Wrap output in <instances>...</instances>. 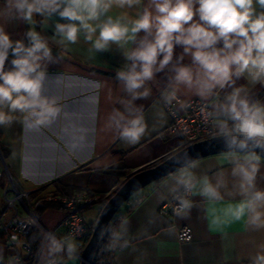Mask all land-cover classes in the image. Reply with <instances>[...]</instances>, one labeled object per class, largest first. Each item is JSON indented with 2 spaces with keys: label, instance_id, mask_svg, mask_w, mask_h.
Wrapping results in <instances>:
<instances>
[{
  "label": "crops",
  "instance_id": "0c3cea01",
  "mask_svg": "<svg viewBox=\"0 0 264 264\" xmlns=\"http://www.w3.org/2000/svg\"><path fill=\"white\" fill-rule=\"evenodd\" d=\"M254 7L257 13L264 11L259 5ZM137 11L136 7L120 9L114 6L108 15L113 19L125 14L135 18ZM106 18L102 16L97 23H103ZM56 22L67 21L54 15L47 20L35 17L29 24L12 19L0 5V25L13 40H24L27 45L25 34L30 28L49 39L54 59L47 63L48 78L43 94L56 98L62 109L50 125L29 127L19 122L20 114L17 113V122L0 127V143L8 151L5 163L26 189L50 187L52 190L56 189L53 183L58 182L65 187L81 188L88 194L91 191L108 194L128 173L153 166L185 146L182 135L167 133L170 117L165 110V96L175 87L169 81L173 73L170 68L158 73L154 81L146 84L151 89L149 97L129 106L131 98L124 92L116 73L126 63L124 50L135 45L113 43L107 51L97 53L84 41L83 35L76 44L60 45L55 42L58 39L54 32ZM143 35V32L139 33L137 41ZM182 52L181 46L175 47L173 63ZM11 58L6 62V69L11 68ZM183 63L190 64L191 58L185 56ZM235 86H246L242 95L264 104V85L253 86L242 77ZM179 88L177 95L184 100L201 98L183 86ZM230 91L228 88L217 89L212 96L201 98L210 101L214 117L219 113L225 94ZM115 110L129 119L133 114L143 115L147 131L138 143L128 144L119 138V130L109 119ZM1 155L0 150V168L3 166ZM261 160L257 186L264 189V158ZM182 168L189 169L195 177L196 187L189 200L192 206L186 218L176 214L163 215L159 208L176 193L173 192L176 187L174 177ZM205 177L214 185L217 180L221 181L220 199L209 200L198 194ZM160 179L138 191L123 207L124 212L130 206L123 219L128 221L129 245L116 247L117 264H251V258L264 251V229L256 230L248 224L247 216L234 221L228 214V209L234 208L243 197L238 178L232 176V163L227 153L198 159ZM100 211L96 204L85 212L89 224L96 223ZM65 217L66 211L58 208H47L42 214L40 233L45 241L39 264H46L49 258V232L58 239L68 237L63 224ZM183 225L193 229V238L189 242L182 243L178 239V227ZM75 241L77 258L65 259L64 264H81L79 255L84 244L81 239ZM18 251L25 254L22 249ZM0 264H17L16 251L1 241Z\"/></svg>",
  "mask_w": 264,
  "mask_h": 264
},
{
  "label": "clouds",
  "instance_id": "9594fccd",
  "mask_svg": "<svg viewBox=\"0 0 264 264\" xmlns=\"http://www.w3.org/2000/svg\"><path fill=\"white\" fill-rule=\"evenodd\" d=\"M0 5L12 19L29 24L35 17L47 20L58 15L66 20L54 25L55 42L60 45L76 44L81 35L97 53L107 51L113 43L134 44L124 50L126 63L116 73L131 98L129 106L147 99L151 89L146 84L169 68L173 73L170 84L175 85L165 96L169 103L177 98L179 86L201 98L212 96L217 89H231L214 117L243 197L228 209V214L234 221L247 216L248 224L256 230L264 229V189L257 186L262 165L257 149H264V104L242 95L246 86H235L242 77L253 86L264 85V11L257 13L254 7L264 9V0H0ZM114 6L136 7V17L125 14L113 19L108 13ZM102 16L107 18L97 23ZM141 32L144 35L137 41ZM25 36L27 45L24 40H13L0 25V127L17 122V113L19 122L29 127L50 125L62 111L56 98L43 94L47 63L54 59L50 41L32 28ZM220 44L222 47H218ZM176 46L183 52L173 63ZM10 56L11 68L6 69ZM185 56L191 58L190 64L183 63ZM109 119L119 130V138L128 144L138 143L147 131L142 114L129 119L115 110ZM174 179L173 192L180 188L189 192L196 187L195 177L187 168ZM222 186L221 181L214 185L205 177L198 194L217 200ZM177 200L174 212L186 218L191 202L182 197ZM109 232L110 247H128L127 220L116 229L110 227ZM47 241L46 264H64L65 259L77 258L74 237L58 239L49 234ZM251 264H264V251L251 258Z\"/></svg>",
  "mask_w": 264,
  "mask_h": 264
},
{
  "label": "built area",
  "instance_id": "2783aa9c",
  "mask_svg": "<svg viewBox=\"0 0 264 264\" xmlns=\"http://www.w3.org/2000/svg\"><path fill=\"white\" fill-rule=\"evenodd\" d=\"M165 110L170 117L167 133L182 135L185 145L219 134L210 101L201 98L184 100L177 95L170 103L165 102ZM1 157L3 168L0 171V232L5 238L0 241L16 251L17 264H27L25 256L30 250V245L26 237L34 226L41 227V221L35 211L42 201L59 203L65 207L66 217L63 224L68 237L82 239L92 232L93 228L83 212V208L95 199L88 192L66 194L56 189L51 190L50 187L26 189L8 169L3 155ZM177 197L190 200L191 191L186 192L182 188L173 194L160 206V213L166 216L174 215V209L178 205ZM177 234L180 242H189L193 238V229L183 225L178 227ZM19 249L25 254H21Z\"/></svg>",
  "mask_w": 264,
  "mask_h": 264
},
{
  "label": "water",
  "instance_id": "95a60500",
  "mask_svg": "<svg viewBox=\"0 0 264 264\" xmlns=\"http://www.w3.org/2000/svg\"><path fill=\"white\" fill-rule=\"evenodd\" d=\"M227 152L224 140L219 133L210 138L185 145L161 162L134 172L101 209L91 236L79 255L81 264H97L99 251L107 240L113 217L124 203L138 191L198 159ZM257 152L261 158H264V149H257Z\"/></svg>",
  "mask_w": 264,
  "mask_h": 264
},
{
  "label": "trees",
  "instance_id": "16d2710c",
  "mask_svg": "<svg viewBox=\"0 0 264 264\" xmlns=\"http://www.w3.org/2000/svg\"><path fill=\"white\" fill-rule=\"evenodd\" d=\"M36 18H37V20L41 19V17H36ZM0 150L2 152L4 159H6L8 156V151L1 143H0ZM131 175H132L131 173H128L126 175V178L123 181H121L118 184V186L108 194L96 193V192L91 191L89 194L92 197H97V198H95L90 204L85 206L83 208V212H86L88 209L92 208L96 204H98L100 206V210H101L103 208V206L105 205V203L109 200V198L121 187V185ZM160 180L161 179L157 180V182H159ZM53 184L57 190H59L63 193H66V194H71L74 192L82 191L81 188L65 187V186L60 185L58 182H54ZM139 198L134 200L135 204L137 203ZM131 201H132V197L130 199H128L126 203H124V205L120 208V210L117 212V214L113 217V219L110 223L111 228H113V229L118 228L120 222L124 219L125 213L129 210L130 206L128 207V210L127 211L125 210L124 212L122 211L123 207L126 204L130 203ZM135 204H133V205H135ZM47 208H58V209H62L65 211V207L59 203L42 201L38 204L36 211H35V213L38 216L40 221L42 220V214L44 213V211ZM94 224L95 223L90 224V227L93 228ZM91 233L87 234L85 237H83L81 239L84 246L87 243V241L89 240ZM4 238H5V235L0 232V240H3ZM26 241L30 245V250L28 251L27 255L25 256V262L27 264H39V256H40V253L42 251L44 241H45L44 237L40 233V227L39 226H34L32 228L31 232L26 237ZM111 243H112L111 234L109 232V235L107 237L106 242L103 244L102 248L99 251V254L97 257V264H117L116 260H115L116 247H114V248L110 247ZM82 249L80 250V253L82 252Z\"/></svg>",
  "mask_w": 264,
  "mask_h": 264
},
{
  "label": "rangeland",
  "instance_id": "374dc122",
  "mask_svg": "<svg viewBox=\"0 0 264 264\" xmlns=\"http://www.w3.org/2000/svg\"><path fill=\"white\" fill-rule=\"evenodd\" d=\"M37 19V18H36ZM3 168V166H1V168L0 169H2Z\"/></svg>",
  "mask_w": 264,
  "mask_h": 264
}]
</instances>
